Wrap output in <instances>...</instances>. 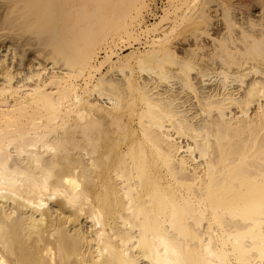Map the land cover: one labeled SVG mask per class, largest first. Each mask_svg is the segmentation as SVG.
<instances>
[{"label":"bare ground","instance_id":"1","mask_svg":"<svg viewBox=\"0 0 264 264\" xmlns=\"http://www.w3.org/2000/svg\"><path fill=\"white\" fill-rule=\"evenodd\" d=\"M0 264H264V0H0Z\"/></svg>","mask_w":264,"mask_h":264},{"label":"rangeland","instance_id":"2","mask_svg":"<svg viewBox=\"0 0 264 264\" xmlns=\"http://www.w3.org/2000/svg\"><path fill=\"white\" fill-rule=\"evenodd\" d=\"M148 19L150 20V22H152V21L155 20V16L150 15ZM137 46H140V45L138 44ZM124 51H125V52H129V51H130L129 47L125 46V47H124Z\"/></svg>","mask_w":264,"mask_h":264}]
</instances>
